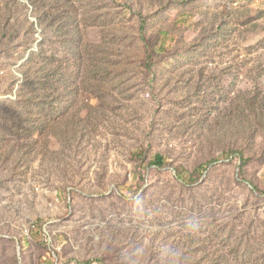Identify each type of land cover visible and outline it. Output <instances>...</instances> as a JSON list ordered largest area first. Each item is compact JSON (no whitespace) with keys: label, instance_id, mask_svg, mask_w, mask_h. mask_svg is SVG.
Masks as SVG:
<instances>
[{"label":"rangeland","instance_id":"374dc122","mask_svg":"<svg viewBox=\"0 0 264 264\" xmlns=\"http://www.w3.org/2000/svg\"><path fill=\"white\" fill-rule=\"evenodd\" d=\"M263 263L264 0H0V264Z\"/></svg>","mask_w":264,"mask_h":264},{"label":"trees","instance_id":"16d2710c","mask_svg":"<svg viewBox=\"0 0 264 264\" xmlns=\"http://www.w3.org/2000/svg\"><path fill=\"white\" fill-rule=\"evenodd\" d=\"M142 29L144 30V24H143V27ZM40 55L38 53H36L37 55L39 56H42L43 55V50H40ZM153 57H154V52L151 51V50H147V60L152 62L153 60ZM37 70H40L41 72L40 73H36L35 71ZM34 71V75L28 79L29 76L26 77V82L30 83L28 85L30 86H35L36 88H42V89H45L48 84L50 83V80L47 79V67H46V63L44 61L43 65L40 66V68H37L35 69ZM58 70L57 69H54V71H52L53 73L54 72H57ZM43 73V74H42ZM58 78L55 80L56 83H58ZM45 93V92H44ZM44 93H41L42 95H37L38 96V101L34 102V108H33V111L34 109H37V113L35 114L34 117H32L29 121V124L35 128V127H38L40 128L41 130L45 129V128H48V126L46 125V117L48 115V112L50 111H46V108H47V101L45 99V94ZM249 110H251V112L254 114H256V107L254 105V102H251L249 103ZM247 108H243V110H246ZM32 111V112H33ZM51 111H54L55 112V109H51ZM165 164V158L164 156L162 155H159L155 158V161L153 163V166L157 167V168H161L163 167ZM178 176L180 178L183 177V174L181 172L178 173ZM264 264V263H263Z\"/></svg>","mask_w":264,"mask_h":264}]
</instances>
